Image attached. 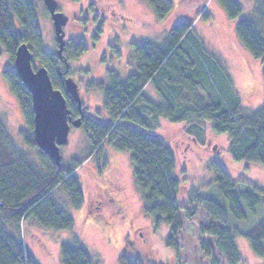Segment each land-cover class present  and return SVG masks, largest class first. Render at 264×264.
<instances>
[{
	"label": "trees",
	"instance_id": "16d2710c",
	"mask_svg": "<svg viewBox=\"0 0 264 264\" xmlns=\"http://www.w3.org/2000/svg\"><path fill=\"white\" fill-rule=\"evenodd\" d=\"M145 1L158 19L165 20L173 10L172 0ZM217 1L230 18L240 17L238 0ZM97 7L91 2L87 8L94 12ZM105 11V6L101 7V12ZM75 13H79L75 23L86 27L77 20L85 11ZM199 14L201 18L208 15L205 9ZM38 20L34 0H0V47L11 62L4 77L26 120L24 142L38 153L35 161L21 152L0 117V264H40L20 237L28 219L47 230L75 229V221L63 205L70 202L74 209H80L84 199L76 171L92 156H101L104 145L130 154L144 213L157 227L167 224L171 229L166 246L179 249L181 233L201 209L209 219L199 229L208 237L199 243L210 259L208 264H244L236 243L239 238L264 260V187L253 180L236 179L225 165L213 161L208 169L213 174L211 184L217 189L214 198L204 196L188 186L186 168L177 151L153 132L161 121L184 124L192 141L202 145L211 130L212 135L228 136L232 162L264 166V105L252 113L243 109L232 75L197 36L195 23L191 19L176 22L161 42L131 43L130 58L136 70L125 80L109 71L107 82L91 83L88 90L103 95L97 109L101 115L87 113L81 107L82 127L93 146L92 153L68 163L61 159L58 165L35 142L32 96L15 70V54L22 44L29 47L32 64L36 59L47 69L54 88L63 92L73 119L81 113L65 90V80L71 77L69 62L81 56L87 45L81 39L70 49L65 46L61 55L46 51ZM105 22L101 19L94 24L95 38L101 35ZM236 32L245 49L262 60L264 80L263 0L256 1L253 15L237 22ZM208 145L206 142L203 147ZM61 254L63 264H101L82 245L62 244ZM119 264L141 263L122 254Z\"/></svg>",
	"mask_w": 264,
	"mask_h": 264
},
{
	"label": "rangeland",
	"instance_id": "374dc122",
	"mask_svg": "<svg viewBox=\"0 0 264 264\" xmlns=\"http://www.w3.org/2000/svg\"><path fill=\"white\" fill-rule=\"evenodd\" d=\"M34 1L38 7L44 49L56 54L58 43L53 21L44 2ZM172 1V12L162 20L155 17L145 0H55L57 11L70 22L63 27L66 46L70 49L74 41L81 39L87 45V50L81 56L69 62L71 78L78 85L82 106L87 113H101L97 109L103 101L102 93L88 90L93 81L107 82L109 71L116 72L121 80H125L136 70L130 58L131 43L161 42L168 34L169 27L182 19H191L195 23L197 36L228 69L243 109L252 113L264 105L262 60L245 49L236 32L237 22L253 15L257 0H238L242 6L238 18H230L217 0ZM91 2L98 5L95 13H91L96 14L97 20L94 15H89L84 21L86 15L82 14L77 20L83 21L81 24L84 23L86 27L81 28L74 21L75 16H79L75 12ZM100 6H105L106 11L101 12ZM202 9L208 13L205 18L199 16ZM101 19L106 21L104 30H100L101 35L95 38L96 25L94 27L91 22ZM0 54V117L17 148L38 161L37 151L24 142L22 132L27 130L26 120L4 77V71L11 67L10 59L1 47ZM33 66L34 69L42 67L36 59ZM153 132L177 151L181 164L186 168L187 175L184 174V177L188 186L198 189L204 196L213 197L214 189H217L216 184H211L213 174L208 169V164L213 161L227 167L236 179L253 180L264 187V166L232 162L227 135H212L210 130L208 133L211 136L208 135L205 143L197 145L188 136L186 125L165 121L158 123ZM206 142L209 143L208 147H203ZM92 150L93 146L82 125L71 126L68 142L60 147V155L63 162L68 163L73 158L86 159ZM76 172L83 190V204L80 209H74L70 202L63 205L73 217L75 229L47 230L32 223V219H28L22 227L21 240L40 264H63L62 244L82 245L101 264H119L122 254L139 260L141 264L209 263L210 259L206 258L199 246L200 239L208 240L199 231L201 224L203 226L209 222L206 214L199 209L197 217L186 224L179 237L178 250L166 246L171 229L167 224L157 227L154 219L144 213L129 153L104 145L101 156H92ZM110 198L119 207V212L109 203ZM236 243L244 264H264V260L253 253L246 240L239 238Z\"/></svg>",
	"mask_w": 264,
	"mask_h": 264
},
{
	"label": "water",
	"instance_id": "95a60500",
	"mask_svg": "<svg viewBox=\"0 0 264 264\" xmlns=\"http://www.w3.org/2000/svg\"><path fill=\"white\" fill-rule=\"evenodd\" d=\"M55 27L58 54L64 49L63 27L68 18L57 11L55 0H43ZM32 54L26 44H22L15 54V70L32 96L34 112V135L37 146L58 165L61 162L60 147L68 142L71 125L77 127L81 118L69 117L66 98L63 92L55 89L45 67L33 68ZM65 90L77 102L79 109L82 102L77 84L72 78L65 80Z\"/></svg>",
	"mask_w": 264,
	"mask_h": 264
},
{
	"label": "flooded vegetation",
	"instance_id": "af4514ba",
	"mask_svg": "<svg viewBox=\"0 0 264 264\" xmlns=\"http://www.w3.org/2000/svg\"><path fill=\"white\" fill-rule=\"evenodd\" d=\"M87 7H88V5H87L86 7H84V8L81 9V10H84V11H85V15H86L85 18L88 17L89 15H94V17H95L96 14H91V13H93V12L89 11V9H88ZM57 10H58V9H57ZM79 10H80V9H79ZM94 13H95V12H94ZM94 19L97 20V17H95ZM69 23H70V22H69V20H68L67 24H69ZM91 24L94 25V24H96V22L92 21ZM95 29H96V28H95ZM63 34H64V32H63ZM65 46H66V42H65V44H64V47H65ZM57 51H58V50H57ZM70 78H71V77H70ZM77 88H78V85H77ZM79 112L81 113V116L78 117V118H81V124H80L79 126H81L82 123H83V122H82V118H84V114H83V112H82L81 109H79ZM71 119H72V118H71ZM72 120H73V119H72ZM71 126H72V125H71ZM109 200H110L109 203L113 206V208H116V211L119 212V209H118L119 207L117 208V207L115 206V202L113 201V199L110 198ZM119 206H120V205H119ZM95 208L97 209V206H96ZM98 208H99V207H98ZM120 209H121V206H120Z\"/></svg>",
	"mask_w": 264,
	"mask_h": 264
}]
</instances>
